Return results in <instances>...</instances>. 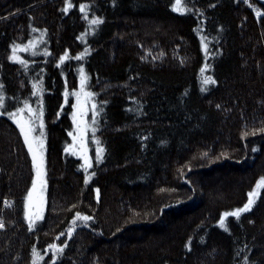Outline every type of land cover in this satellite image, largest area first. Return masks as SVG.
Returning a JSON list of instances; mask_svg holds the SVG:
<instances>
[{
	"label": "trees",
	"instance_id": "obj_1",
	"mask_svg": "<svg viewBox=\"0 0 264 264\" xmlns=\"http://www.w3.org/2000/svg\"><path fill=\"white\" fill-rule=\"evenodd\" d=\"M251 1L0 0V112L27 101L45 124L30 227L31 156L0 115V264H264V1ZM30 40L26 66L8 59ZM81 68L96 105L87 172L65 151Z\"/></svg>",
	"mask_w": 264,
	"mask_h": 264
},
{
	"label": "snow or ice",
	"instance_id": "obj_2",
	"mask_svg": "<svg viewBox=\"0 0 264 264\" xmlns=\"http://www.w3.org/2000/svg\"><path fill=\"white\" fill-rule=\"evenodd\" d=\"M179 4V0H176V5ZM174 5V10L176 11H183V9L177 7ZM73 5L71 3H66V6L64 7V12L67 13L70 8H72ZM86 5L81 4L80 5V11L82 13H85V18H87V13L85 12ZM99 23H102L101 18L93 16L91 20H89L90 25H98ZM79 38V37H78ZM30 47H35L33 42L30 40L28 45H20V44H14L12 46V54L8 57L9 60L11 61H18L22 65L27 64L26 61H24L20 56L17 55L18 50H24L28 51ZM35 54V53H33ZM47 55V51L45 52ZM68 56V52L65 51L63 55L59 57V61L62 62L64 61ZM208 65H205V68H207ZM205 68L201 69V72H204ZM25 70L26 67H25ZM87 77L83 73V69L81 68V77H80V90L75 91L73 94L76 96V103L72 105L74 111L72 112V119L73 123L76 125L77 136H73V140H79V143L76 145V147L79 150L80 155L82 156L84 160V164L81 165V167L85 168V172H87V169L91 167V163L89 161V156H88V148L85 143V133L87 131V123L85 121V116L87 114V107H88V98L93 95L91 92H86L85 89V84H86ZM209 83H216V81L211 77V76H206L203 79V85H208ZM34 89L37 88L36 85H33ZM0 90H2V85H0ZM202 90L206 91V88H202ZM33 95H35V92H33ZM67 95V94H66ZM83 97V99H82ZM4 107V99L3 96L0 95V108ZM219 107V105H217ZM27 111L29 115L27 118L23 115L24 112ZM91 111L93 114V119L95 118L96 115V105L93 103L91 105ZM0 115H7L8 118L11 119L12 122L19 128V132L21 136L23 137L24 144L27 146L28 153L31 156V161H32V166L35 170V178L32 180L31 187L27 192V199L25 203V217L29 221L30 227L34 224L35 220L41 219V211H42V206L44 203L43 199V185H44V180H43V174H44V134H43V129L45 127L44 124V112L43 108H32L31 105L25 101L23 107H18L15 111H5V112H0ZM37 129H39L40 134L35 135ZM93 132H95V129H93ZM69 135H72V133H69ZM98 143V142H97ZM65 151H69L68 148L65 149ZM101 158V149L97 147L96 149V159L99 161ZM85 165L87 167H85ZM88 177L85 176V182H87ZM39 185V188H38ZM257 187H264V177H261L259 181L257 182ZM99 190L97 189V192ZM256 195L255 191H250L248 193V200L246 203L243 204L242 207H238L232 212V215L239 218L240 214L243 212H246L250 210L251 205L253 204V197ZM35 209V211H33ZM229 213L225 212L221 216V226H223V219L224 217L228 216ZM76 217H81V214L79 212L76 213ZM92 217L88 215L82 216L83 221H89L91 220ZM75 222V218L73 223ZM0 227H3V224L0 223ZM73 232V228L69 227L68 229V235L69 237L71 236ZM52 249H54V254H53V260L56 259V257L59 255L60 252L63 251V248L56 245L52 244L50 246ZM33 264H36V260H33Z\"/></svg>",
	"mask_w": 264,
	"mask_h": 264
},
{
	"label": "rangeland",
	"instance_id": "obj_3",
	"mask_svg": "<svg viewBox=\"0 0 264 264\" xmlns=\"http://www.w3.org/2000/svg\"><path fill=\"white\" fill-rule=\"evenodd\" d=\"M261 2L262 1H264V0H260ZM243 2H244V0H243ZM245 4V3H244ZM245 5H247V4H245ZM253 9H254V6H253ZM257 12L259 13V11L257 10ZM78 83H77V87H76V89L73 91V93L75 92V91H78V90H80V87H81V85H80V78L78 79V81H77ZM86 92H87V90H86V84H85V89H84ZM82 99H83V97H82ZM77 101H76V96L74 95V97H73V102H72V104H75ZM93 104V101L91 100V98L89 97L88 98V107H87V114H86V116H85V121H86V123H87V129L89 128V126H91L90 125V121L92 120V117H93V114H92V111H91V105ZM74 111V109H73V107H72V112ZM72 112H71V114H72ZM24 116H25V118H27V116L29 115V113L27 112V111H25L24 112V114H23ZM72 126H73V128H72V131H71V133H72V135H70V137H71V143H70V145L67 147L68 149H69V152L70 153H72L73 155H76V156H78V157H80V158H82V156L80 155V153H79V150H78V148L76 147V145L79 143V140L77 139V140H73V136H77L78 137V133H77V129H76V125L73 123V119H72ZM35 134V133H34ZM86 134V133H85ZM36 135V134H35ZM85 143H86V136H85ZM83 159V158H82ZM33 171H34V176H33V179L35 178V170H34V168H33ZM44 175V174H43ZM38 188H39V185H38ZM30 189V188H29ZM43 192H44V185H43ZM27 199V198H26ZM43 199H44V201H45V197H44V193H43ZM25 203H26V200H25ZM44 206H45V203H43V206H42V211H41V216L43 215L42 213H43V211H44ZM33 211H35V209H33ZM49 251H53V253H54V249H52L51 247H47L46 248V251H45V253L44 254H46V253H48Z\"/></svg>",
	"mask_w": 264,
	"mask_h": 264
},
{
	"label": "built area",
	"instance_id": "obj_4",
	"mask_svg": "<svg viewBox=\"0 0 264 264\" xmlns=\"http://www.w3.org/2000/svg\"><path fill=\"white\" fill-rule=\"evenodd\" d=\"M244 3L247 4V6L251 7L252 1L251 0H244Z\"/></svg>",
	"mask_w": 264,
	"mask_h": 264
}]
</instances>
